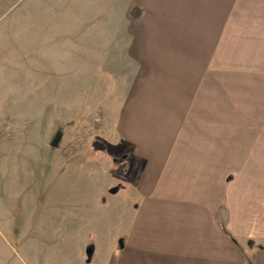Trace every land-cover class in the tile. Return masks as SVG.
I'll list each match as a JSON object with an SVG mask.
<instances>
[{"label":"rangeland","instance_id":"374dc122","mask_svg":"<svg viewBox=\"0 0 264 264\" xmlns=\"http://www.w3.org/2000/svg\"><path fill=\"white\" fill-rule=\"evenodd\" d=\"M150 2L0 0V162L9 161L0 168L6 178L0 192L6 210L20 211L21 238L45 226L38 234L45 245L21 249L35 250L50 264H61L64 250L69 264L122 259L114 236L138 204L120 192L125 182L118 164L133 156V129L138 135L141 127V28L154 31L160 21ZM228 76L212 94L232 100L223 110L227 117L232 109L242 116L221 119L218 142L228 150L216 153L227 154L229 192L243 188L244 201L259 206L261 219L264 72L229 70ZM224 211L219 227L231 246L247 252L253 231L237 230L235 210ZM240 212L248 214L246 222L251 215L258 222L252 214L258 210ZM70 234H77L75 247Z\"/></svg>","mask_w":264,"mask_h":264},{"label":"crops","instance_id":"0c3cea01","mask_svg":"<svg viewBox=\"0 0 264 264\" xmlns=\"http://www.w3.org/2000/svg\"><path fill=\"white\" fill-rule=\"evenodd\" d=\"M154 1L159 29L142 27L139 47L141 127L138 135L133 129V156L118 164L125 182L120 192L138 208L114 236L123 251L116 264H264V217L258 205L244 201L243 188L229 192L227 154L216 153L228 150L218 142L225 118L242 115L232 109L227 117L223 110L232 100L212 94L228 82L229 70L264 72V0ZM5 179L1 169L0 189ZM3 197L0 192V264H50L35 250L21 249L45 245L38 238L45 226L21 238L20 211L6 210ZM224 210H235L237 230L253 231L247 252L231 246L219 227L217 215L225 219ZM243 210H258L252 212L258 222L253 215L246 222ZM76 239L70 234L72 247ZM67 252L59 255L61 264H69Z\"/></svg>","mask_w":264,"mask_h":264},{"label":"trees","instance_id":"16d2710c","mask_svg":"<svg viewBox=\"0 0 264 264\" xmlns=\"http://www.w3.org/2000/svg\"><path fill=\"white\" fill-rule=\"evenodd\" d=\"M91 144H92V150L96 152L99 149V144L95 141H93ZM100 150L103 151L104 147H102Z\"/></svg>","mask_w":264,"mask_h":264}]
</instances>
